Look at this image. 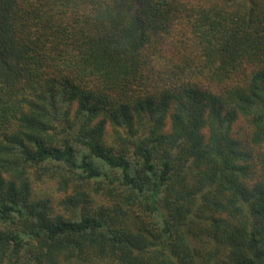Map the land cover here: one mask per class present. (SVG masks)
<instances>
[{
    "label": "trees",
    "instance_id": "trees-1",
    "mask_svg": "<svg viewBox=\"0 0 264 264\" xmlns=\"http://www.w3.org/2000/svg\"><path fill=\"white\" fill-rule=\"evenodd\" d=\"M0 264H264V0H0Z\"/></svg>",
    "mask_w": 264,
    "mask_h": 264
}]
</instances>
